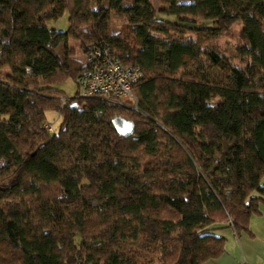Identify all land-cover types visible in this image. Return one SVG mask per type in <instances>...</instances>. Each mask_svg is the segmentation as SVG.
Here are the masks:
<instances>
[{
  "label": "trees",
  "instance_id": "16d2710c",
  "mask_svg": "<svg viewBox=\"0 0 264 264\" xmlns=\"http://www.w3.org/2000/svg\"><path fill=\"white\" fill-rule=\"evenodd\" d=\"M160 3L177 20L152 0H0V264H202L224 251L221 228L250 232L264 207V0ZM65 12L66 29L47 25ZM236 23L241 40L221 46ZM93 46L141 70L136 102L77 96Z\"/></svg>",
  "mask_w": 264,
  "mask_h": 264
},
{
  "label": "built area",
  "instance_id": "2783aa9c",
  "mask_svg": "<svg viewBox=\"0 0 264 264\" xmlns=\"http://www.w3.org/2000/svg\"><path fill=\"white\" fill-rule=\"evenodd\" d=\"M88 67L77 81L79 97L103 96L131 99L136 102L131 92L132 86L141 78V70L133 64H122L109 55L107 49L93 46L86 54ZM49 131L52 127L48 124Z\"/></svg>",
  "mask_w": 264,
  "mask_h": 264
},
{
  "label": "crops",
  "instance_id": "0c3cea01",
  "mask_svg": "<svg viewBox=\"0 0 264 264\" xmlns=\"http://www.w3.org/2000/svg\"><path fill=\"white\" fill-rule=\"evenodd\" d=\"M249 229L235 233L230 227L221 228L226 238L224 251L202 264H264V207L251 217Z\"/></svg>",
  "mask_w": 264,
  "mask_h": 264
},
{
  "label": "rangeland",
  "instance_id": "374dc122",
  "mask_svg": "<svg viewBox=\"0 0 264 264\" xmlns=\"http://www.w3.org/2000/svg\"><path fill=\"white\" fill-rule=\"evenodd\" d=\"M153 4L156 6V16L158 18L167 19L170 21L177 20V17L175 15L171 14H165L162 11L159 10L161 3L160 0H152ZM112 27L115 29H121L124 20L118 17H112L111 19ZM49 27H54L56 29L64 30L67 28L68 22H67V12H65L61 17H59L57 20L49 21L47 23ZM192 25L194 26H211L212 20L210 19H203V20H195V22H192ZM240 31L241 26L239 23H236L232 27L231 34H226L220 38L219 44L221 46H232L238 43L240 38ZM69 44L76 50V56L82 60H84V55L78 48V42L70 39ZM9 72L8 67H4L0 69V78L4 77L6 73ZM56 87L63 92L64 97H71L74 95L75 91H77L76 84L74 81L70 78H66L62 80L59 84L56 85ZM123 101V100H122ZM46 115V122L52 127V129L57 130L59 123H60V116L59 114L54 110H48L45 113ZM220 233V231H218Z\"/></svg>",
  "mask_w": 264,
  "mask_h": 264
},
{
  "label": "water",
  "instance_id": "95a60500",
  "mask_svg": "<svg viewBox=\"0 0 264 264\" xmlns=\"http://www.w3.org/2000/svg\"><path fill=\"white\" fill-rule=\"evenodd\" d=\"M112 122L116 130L120 133H128L130 130V122L123 120L121 117L115 116Z\"/></svg>",
  "mask_w": 264,
  "mask_h": 264
}]
</instances>
